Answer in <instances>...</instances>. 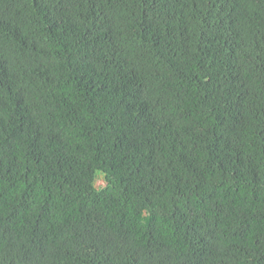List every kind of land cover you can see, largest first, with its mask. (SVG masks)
Listing matches in <instances>:
<instances>
[{
  "label": "trees",
  "instance_id": "obj_1",
  "mask_svg": "<svg viewBox=\"0 0 264 264\" xmlns=\"http://www.w3.org/2000/svg\"><path fill=\"white\" fill-rule=\"evenodd\" d=\"M0 264H264V0H0Z\"/></svg>",
  "mask_w": 264,
  "mask_h": 264
}]
</instances>
